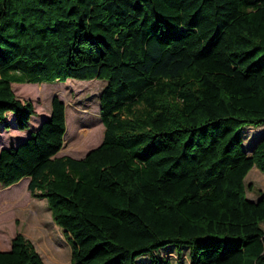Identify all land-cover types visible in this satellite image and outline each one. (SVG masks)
Masks as SVG:
<instances>
[{
	"label": "trees",
	"instance_id": "trees-1",
	"mask_svg": "<svg viewBox=\"0 0 264 264\" xmlns=\"http://www.w3.org/2000/svg\"><path fill=\"white\" fill-rule=\"evenodd\" d=\"M68 78L105 80L102 140L57 154L72 126L54 95L0 147V184L28 177L71 264H170L155 253L166 244L189 264H264V189L250 199L244 179L264 171V135L243 145L244 127L264 124V0H0L2 128L7 113L19 129L35 114L13 82ZM0 264L43 259L17 232Z\"/></svg>",
	"mask_w": 264,
	"mask_h": 264
},
{
	"label": "rangeland",
	"instance_id": "rangeland-1",
	"mask_svg": "<svg viewBox=\"0 0 264 264\" xmlns=\"http://www.w3.org/2000/svg\"><path fill=\"white\" fill-rule=\"evenodd\" d=\"M105 83V80L100 78L90 80L68 78L65 81L40 83L13 82L12 89L15 94L23 100H31L35 114L30 117L28 128L19 129L13 125L12 112L7 113L6 119L11 125L9 128H2L0 122V147L17 144L30 129L38 126L40 121L49 115L51 99L56 95L63 101L65 118L67 115L71 117L72 126L66 138L64 132V142L57 154L83 156L102 140L104 125L100 118L99 95ZM91 106L94 107L93 114L87 112ZM96 121L93 135L76 136L82 126L88 128V123ZM78 126L80 128H77ZM263 135L264 124L246 125L243 132L245 149L250 151ZM244 179L246 195L250 199H256L259 190L264 189V171L252 166ZM261 226L264 229V221L261 222ZM17 232L31 239L43 259V264H71V245L63 229L53 220L45 198L30 195L27 189V177H22L8 186L0 184V249H4L5 245L8 246ZM155 253L159 257H167L170 264H189L187 247L179 253V249L174 244H166L159 247ZM136 264L152 263L148 254H142L138 256Z\"/></svg>",
	"mask_w": 264,
	"mask_h": 264
},
{
	"label": "crops",
	"instance_id": "crops-1",
	"mask_svg": "<svg viewBox=\"0 0 264 264\" xmlns=\"http://www.w3.org/2000/svg\"><path fill=\"white\" fill-rule=\"evenodd\" d=\"M27 182H28V177H27ZM16 183V182H15ZM14 184V183H13ZM10 247V243L8 244V246L5 245L4 249H7Z\"/></svg>",
	"mask_w": 264,
	"mask_h": 264
},
{
	"label": "bare ground",
	"instance_id": "bare-ground-1",
	"mask_svg": "<svg viewBox=\"0 0 264 264\" xmlns=\"http://www.w3.org/2000/svg\"><path fill=\"white\" fill-rule=\"evenodd\" d=\"M39 230V229H38ZM40 231V230H39ZM42 233V232H41ZM43 241V240H42ZM55 246V245H54ZM47 247V246H46ZM48 248V247H47ZM49 252H50V250H49ZM49 255V254H48Z\"/></svg>",
	"mask_w": 264,
	"mask_h": 264
},
{
	"label": "water",
	"instance_id": "water-1",
	"mask_svg": "<svg viewBox=\"0 0 264 264\" xmlns=\"http://www.w3.org/2000/svg\"><path fill=\"white\" fill-rule=\"evenodd\" d=\"M87 152V151H86Z\"/></svg>",
	"mask_w": 264,
	"mask_h": 264
}]
</instances>
